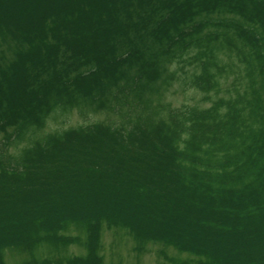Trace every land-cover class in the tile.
<instances>
[{
    "label": "trees",
    "instance_id": "trees-1",
    "mask_svg": "<svg viewBox=\"0 0 264 264\" xmlns=\"http://www.w3.org/2000/svg\"><path fill=\"white\" fill-rule=\"evenodd\" d=\"M103 223L264 264V0H0V264Z\"/></svg>",
    "mask_w": 264,
    "mask_h": 264
},
{
    "label": "rangeland",
    "instance_id": "rangeland-1",
    "mask_svg": "<svg viewBox=\"0 0 264 264\" xmlns=\"http://www.w3.org/2000/svg\"><path fill=\"white\" fill-rule=\"evenodd\" d=\"M199 97L198 93L187 91L168 95L167 99L172 105L179 106L183 103H198ZM79 122L78 116L73 115L69 124L76 125ZM98 228V236L96 234L91 242H88L90 232L85 226L71 225L67 231L60 232L63 238L58 246L39 242L28 250L9 248L2 256L4 264H69L74 257L86 255L87 246L89 249L91 243L100 256L101 264H181L183 261L190 263L196 260L194 256L178 252L169 245L138 240L123 226L114 225L110 228L103 223Z\"/></svg>",
    "mask_w": 264,
    "mask_h": 264
}]
</instances>
